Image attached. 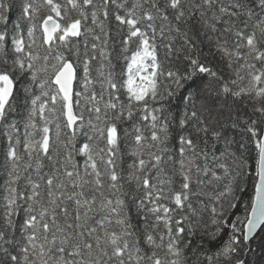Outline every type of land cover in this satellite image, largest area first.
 <instances>
[{"label":"snow or ice","instance_id":"obj_1","mask_svg":"<svg viewBox=\"0 0 264 264\" xmlns=\"http://www.w3.org/2000/svg\"><path fill=\"white\" fill-rule=\"evenodd\" d=\"M0 264H264V0H0Z\"/></svg>","mask_w":264,"mask_h":264}]
</instances>
